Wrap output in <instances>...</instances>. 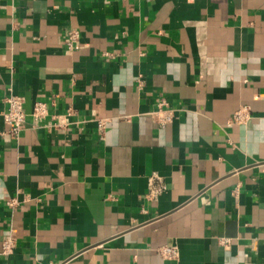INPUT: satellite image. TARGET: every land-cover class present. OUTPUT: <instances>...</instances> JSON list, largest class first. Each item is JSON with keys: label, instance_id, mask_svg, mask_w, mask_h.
Wrapping results in <instances>:
<instances>
[{"label": "crops", "instance_id": "1", "mask_svg": "<svg viewBox=\"0 0 264 264\" xmlns=\"http://www.w3.org/2000/svg\"><path fill=\"white\" fill-rule=\"evenodd\" d=\"M0 264H264V0H0Z\"/></svg>", "mask_w": 264, "mask_h": 264}, {"label": "built area", "instance_id": "2", "mask_svg": "<svg viewBox=\"0 0 264 264\" xmlns=\"http://www.w3.org/2000/svg\"><path fill=\"white\" fill-rule=\"evenodd\" d=\"M64 45L68 51H73L80 47V34L78 30L69 29L63 39ZM6 103V109L3 112V120L7 126L6 133L10 137H18L20 130L22 128L23 123L25 122L27 112L23 107V100L21 97L13 94L12 92H8L4 98ZM247 107L242 106L238 108L232 114V121L235 123H240L247 118ZM47 113V107L44 102L37 101L33 104L32 109L29 115L33 118L34 121L39 122L44 118ZM172 119L170 114H162L159 117V125L161 127L165 126ZM166 188L165 184L162 182H158L157 185L150 183L149 194H153L156 192H162ZM224 243H228V239L224 240ZM14 250V240L10 237H4L1 244V254L9 255ZM161 254L167 258L177 257L178 251L175 247L164 246L160 249Z\"/></svg>", "mask_w": 264, "mask_h": 264}]
</instances>
